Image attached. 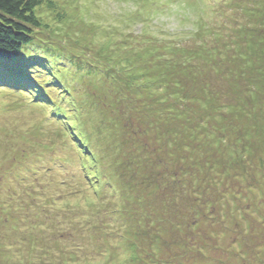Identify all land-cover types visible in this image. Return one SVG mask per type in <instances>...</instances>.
Wrapping results in <instances>:
<instances>
[{
    "label": "rangeland",
    "instance_id": "374dc122",
    "mask_svg": "<svg viewBox=\"0 0 264 264\" xmlns=\"http://www.w3.org/2000/svg\"><path fill=\"white\" fill-rule=\"evenodd\" d=\"M49 1L0 82V264H264V0Z\"/></svg>",
    "mask_w": 264,
    "mask_h": 264
},
{
    "label": "trees",
    "instance_id": "16d2710c",
    "mask_svg": "<svg viewBox=\"0 0 264 264\" xmlns=\"http://www.w3.org/2000/svg\"><path fill=\"white\" fill-rule=\"evenodd\" d=\"M44 6H47L51 9L54 5L49 0H0V82H4L8 85L12 84L11 86H17L19 82H21L22 84V80H24V78H26L27 76L30 77L28 75V72H26L27 75L24 73V69L28 66V64L30 65V67L33 64L31 63V61H29L26 50L29 47L30 49L34 48V42L36 40H39V38L36 36V33H38V31H40L43 26H47L43 24L44 22L42 21V14L39 15L37 12ZM134 47L139 51L141 48V43H136ZM171 49L172 44L169 46V50ZM148 51L149 49H147L144 54L149 55ZM230 51L239 60V57L236 56L235 51ZM237 51H239V49H237ZM150 56L154 57V53H152ZM18 58L26 63L24 65L16 63L15 60ZM26 59H28V61H26ZM206 59L208 60V58H205L204 60ZM11 62H13V64L16 63V69L11 68ZM11 70L13 72H11ZM10 72L14 73L12 78L15 79V83H12L13 81L11 80L7 81ZM233 87L234 86H232L231 89ZM196 93H198V95L192 97V100H196L199 104L198 106L202 107V109H204L207 114H210L209 110L213 109V107H209V100L206 97V95L209 94L207 92V87L205 85H200L196 90ZM235 106L238 107V104H235ZM225 107H232V105H224L222 103L219 106V109H223ZM216 115L214 118V126H208V122L205 124V138H207L208 134L221 136L226 132L227 134L232 135L234 132L240 130L237 125H235L233 129L228 128L230 126V122L224 121L228 117L224 119V116H218L222 115V113L216 112ZM248 116L250 115L248 114ZM239 133H241V131ZM190 160L187 162L188 164L186 163L187 165H189L186 169V173L179 174L180 179L184 178L185 174L186 177L191 173H197L201 168H205V172L209 170L205 166L200 167L198 163H190ZM201 200L203 199H199V201ZM5 241L7 243L8 239L5 238ZM8 259H11L9 255ZM15 261H18V258H15ZM2 262L3 264H7L4 261Z\"/></svg>",
    "mask_w": 264,
    "mask_h": 264
}]
</instances>
